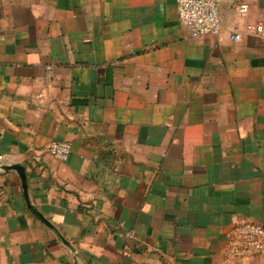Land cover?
Segmentation results:
<instances>
[{
    "label": "crops",
    "instance_id": "crops-1",
    "mask_svg": "<svg viewBox=\"0 0 264 264\" xmlns=\"http://www.w3.org/2000/svg\"><path fill=\"white\" fill-rule=\"evenodd\" d=\"M216 1L0 0V167L55 230L0 169V264H264L221 255L264 225V0Z\"/></svg>",
    "mask_w": 264,
    "mask_h": 264
},
{
    "label": "built area",
    "instance_id": "built-area-1",
    "mask_svg": "<svg viewBox=\"0 0 264 264\" xmlns=\"http://www.w3.org/2000/svg\"><path fill=\"white\" fill-rule=\"evenodd\" d=\"M179 21L185 25L192 38L206 35H217L220 29L216 0H175ZM240 13L247 11V6L238 7ZM247 30L257 36L264 35V21L248 26ZM229 38L239 41L240 35L232 31ZM51 71V67H47ZM72 145L67 141H53L49 144L47 152L53 158L67 161ZM225 247L221 255L225 259L250 261L256 258L264 259V225L251 220L240 218L225 233Z\"/></svg>",
    "mask_w": 264,
    "mask_h": 264
},
{
    "label": "water",
    "instance_id": "water-1",
    "mask_svg": "<svg viewBox=\"0 0 264 264\" xmlns=\"http://www.w3.org/2000/svg\"><path fill=\"white\" fill-rule=\"evenodd\" d=\"M0 169L4 170V171H8V170H14L17 172V174L19 175L20 177V180H21V184H22V188H23V192H24V197L26 199V202H27V205H28V208L31 210V212L39 219L41 220L44 224H46V226H48L50 229H52L53 231L54 228L51 226V224L45 220L43 218V216L35 209L31 206V204L29 203L28 201V195H27V186H26V176H25V173H24V168L21 166V165H18V164H15V165H12V166H9V167H0ZM58 235V234H57ZM59 239H61L63 241V238L61 236H59Z\"/></svg>",
    "mask_w": 264,
    "mask_h": 264
}]
</instances>
